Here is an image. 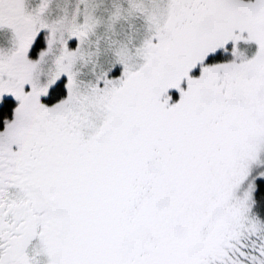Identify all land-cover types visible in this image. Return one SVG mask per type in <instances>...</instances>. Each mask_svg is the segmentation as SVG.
Instances as JSON below:
<instances>
[{
	"label": "snow or ice",
	"instance_id": "6c2138e0",
	"mask_svg": "<svg viewBox=\"0 0 264 264\" xmlns=\"http://www.w3.org/2000/svg\"><path fill=\"white\" fill-rule=\"evenodd\" d=\"M0 264H264V0H0Z\"/></svg>",
	"mask_w": 264,
	"mask_h": 264
}]
</instances>
